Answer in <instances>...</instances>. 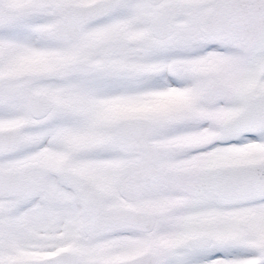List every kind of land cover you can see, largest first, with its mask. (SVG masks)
Wrapping results in <instances>:
<instances>
[{"label": "snow or ice", "instance_id": "snow-or-ice-1", "mask_svg": "<svg viewBox=\"0 0 264 264\" xmlns=\"http://www.w3.org/2000/svg\"><path fill=\"white\" fill-rule=\"evenodd\" d=\"M0 264H264V0H0Z\"/></svg>", "mask_w": 264, "mask_h": 264}]
</instances>
